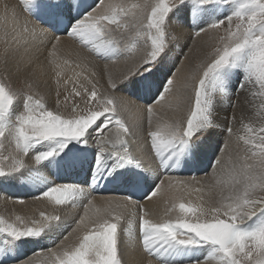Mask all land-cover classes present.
<instances>
[{"label":"snow or ice","instance_id":"6c2138e0","mask_svg":"<svg viewBox=\"0 0 264 264\" xmlns=\"http://www.w3.org/2000/svg\"><path fill=\"white\" fill-rule=\"evenodd\" d=\"M189 2L195 15L199 9L212 4L214 0H157L154 4H134L131 9L123 2L105 3V0H98L91 11L72 20L66 34L69 37H78L84 45H91V51L97 56L112 59L125 53L131 54L133 49L121 48L111 37L119 33L121 28L135 29L136 37L144 39L145 43L151 42L150 51L139 63H135L122 74L119 80L113 79L112 75L106 72L107 85L115 91L118 84L139 77L137 85L150 90V81L156 66L165 60L170 50L167 32L170 26L169 14L173 9ZM223 2H231L234 5L231 13L210 23L207 29L202 27L195 33L199 36L207 30L219 29L227 24L226 36L220 37L223 47H216L210 54V59L197 66L200 73L191 78L190 85H182L185 89L191 87L194 93V104L189 108L186 123L173 121L148 133L152 155L165 171L170 169L169 161L174 157L178 158L187 153L193 161L197 158L216 127L214 108L218 92L226 97L235 95V102L230 101L229 106L243 103L252 107L251 98L259 97V108L264 111V0ZM17 3L30 14L34 0H17ZM48 7L54 21L58 22L65 16L71 19L72 0H48ZM233 17L237 21L234 28ZM0 19L6 25L3 32L5 47L3 52H0V62L7 64L9 52L15 53L27 42L25 37L29 28L19 25L16 6L7 3ZM9 21L12 24L10 30L7 28ZM59 39L57 36L56 40ZM172 39H176V36L173 35ZM52 47L55 49L56 45L53 44ZM234 68H239L242 76L232 92L228 88V77L229 70ZM55 75L59 78L61 73L56 71ZM2 81L3 78H0V137L7 139L6 131L14 137V151L17 155L28 153L35 145L53 143L51 150L36 155L35 160L40 163L63 151L69 141L87 143L86 136L95 132L94 139L98 148L95 169H99L94 170L95 176L101 171V157L107 150L105 145L110 139V125L114 123L117 126V142L123 151H114L111 155L120 163L134 164L141 168L140 161L129 153L127 142L123 139V135L131 130L117 118L116 100L107 93L99 92L95 83H92L90 92L86 87L83 93L75 86L72 88L74 96L86 97L88 107L84 110L77 111L73 102L71 115L65 117L58 111L47 110L40 100H36L33 105V97L27 95L23 111L15 114L13 121V105L19 94ZM64 83L66 85L68 81ZM173 84L174 80L167 78L159 94L152 103L146 105L150 129L154 114L153 105L164 101ZM189 99L191 100V97ZM225 119L228 121L225 131L232 134V123L236 117L232 115ZM244 128L250 133L239 137L246 146L245 156L237 157L231 162V171H234L239 179L235 180L231 194L224 198L227 201L225 204L205 209L202 205L193 206L181 202L178 204L181 215L174 220H163L159 223L146 219V213L141 206L143 214L139 217V232L142 247L148 254L159 259L161 264H182L185 259L191 264H201V259L196 256L201 248L210 249L204 257L205 260H215L218 264H264V196H255L257 190L264 192V120L259 128L253 124H244ZM116 146L113 144V148ZM218 148L219 143L216 150ZM216 150L215 159L211 161L214 169L222 163V158L216 156ZM220 151L223 152V149ZM22 167L24 165L16 160L8 171L0 168V177H11ZM160 191L161 185L156 184L145 199L155 197ZM83 193L84 190L77 185L60 184L48 187L41 195L54 201L55 205H64L75 201ZM91 204L92 201L89 200L84 215L76 221V228L73 229V232L80 233L76 238L77 242L66 245L61 241L56 250H48L53 258L52 264H125L119 252V229L122 221L128 222L129 228L131 227V219L135 214L133 209L137 205L130 196H125L122 200L110 201L107 206L97 208L93 216H89L87 209ZM209 214L210 218H207ZM40 216L43 219L26 221L18 215L12 223L0 218V233L7 236V239L0 242L3 244L0 250L7 249L25 238L40 237L55 226L53 222L60 220L59 216L45 215L44 212H41ZM254 220L255 222L251 223ZM67 239L65 236L64 240ZM21 264H31V261H22Z\"/></svg>","mask_w":264,"mask_h":264},{"label":"bare ground","instance_id":"6f19581e","mask_svg":"<svg viewBox=\"0 0 264 264\" xmlns=\"http://www.w3.org/2000/svg\"><path fill=\"white\" fill-rule=\"evenodd\" d=\"M97 2L98 0H72V14L74 15L71 14V19L66 16L70 21V24L72 20L75 19L76 14H79L78 16L84 15L86 12L91 11V8L95 7ZM119 2L126 3L129 9H131V6L134 4H154L157 0H105V3ZM6 3L16 6L17 12L19 13V25L21 27L26 25L29 28V33L25 37L27 41L26 43L22 44L15 53L9 52L7 64L0 62V67L2 66L7 71L5 82L8 85L10 84L12 88H15L17 84L20 85V88L17 89L23 91L26 90L28 94L34 95V97H39L52 107H54V104L51 92L54 91L55 86L49 78L53 77V72H66V81L69 82V86H72L71 81L75 80L79 87H86L89 92L91 91L92 84H88V82L95 83L99 92L107 93L116 100V103H118L116 104L118 113L117 118L121 119L126 127L131 130L128 134L123 135V139L127 142L129 153L136 156L140 161L141 168L136 167L134 164L120 163L111 155L114 151H123L117 142V126L113 123L110 125L111 132L109 133V142L105 145L107 150L101 157V171L96 173L95 176L93 175L94 170L99 171V169H95L98 148L94 139L96 133L90 132L86 136L87 143L69 141L63 151L43 162L37 163L35 157L40 152L51 150V148L54 147V144L51 142L41 143L38 145V148H40L39 151L36 149L32 150L31 154H27L26 156L23 155L25 158L24 163L28 160L29 164H26H28L29 167L20 171L22 172V177L18 183L11 184L6 177L0 178L1 196H9L12 199L15 198L17 201L20 200L19 202H24L25 198L32 197L31 199L25 200L26 202L24 203H27V208L22 209V207L21 210L24 214H27V216L29 214L35 215L38 213H36V209L38 210V208H35V206L33 207L34 203H40L42 204L40 206L47 208L53 206L52 204L54 201L41 195L44 190L51 185L73 184L81 187L84 190V193L77 197L75 201L67 202L64 205L75 207L91 200L92 204L87 210L89 216H93L97 208L107 206L110 201L115 202L116 200H122L123 197L127 195L130 196L131 190L136 187V185L130 181H133V178L138 179L137 175H130V172L134 170L142 174L143 185L149 190L143 198L136 199L130 196L137 205V207L133 209L135 217H140V215L143 214L140 210L142 206L144 213H146L145 218L150 219L154 223H159L163 220H174L181 215L178 209L179 203H190L193 206L198 205V195L196 194L198 192L201 194L203 201L210 204L209 206H212V203L216 206H222L224 202H226V199L224 198L227 197L226 192H228L229 188L227 189V186L224 184L225 179L227 180V177L228 179L230 178L225 171L227 159L226 153H228L229 145L225 144L224 146L221 144L225 142V140H228V133L222 132V128L220 129L219 127L225 126V117L232 112L229 107V102L234 101L235 97H233V95L226 97L223 93L218 92L216 94L214 108L216 127L213 131L218 133V137L211 132L208 140L205 142V146L200 150L194 161L190 159L187 153L182 154L178 158L174 157L170 160L168 165L170 169L165 171L159 166L158 161L152 155L148 140V133L150 130H157L158 126L162 127L164 124L172 123L177 119V121H180V119L184 120L190 106L194 104V93L192 92L191 87L185 89L182 85L186 83L189 85L191 84V78L193 77V74H195L194 71L198 70L193 66L197 67L198 65L207 62L210 59V54L214 48L222 43L219 37V34H222V26L219 29L207 30L199 36L195 34L193 38L191 37L192 39L189 38L190 44L187 48V53H184L183 49L181 52L182 54H185L184 59H180L179 48L175 47V49L178 50V58H171L173 54L169 53L165 57V60L156 66L153 77L150 81L152 85L150 90L139 87L137 85L139 77H134L129 81L118 84L116 90L113 91L107 85L106 72L110 73L113 79L119 80L122 74L126 73L135 63H139L141 58L145 56V53L150 51L147 45L144 44L143 49H140L139 46H143V42H139V45H134L136 50L131 47L133 49L131 54L125 53V55H127L125 58L121 60L112 58L113 60H109L97 56L91 51L92 46H85L78 37H69L66 34L68 28L61 34L53 32L52 26L56 24L57 21H54L53 19L51 10L48 7V0H34L30 9V14L21 8L17 3V0H0V16L3 14L4 5ZM230 8L231 7L228 6L227 3H222L221 0H214L212 4L199 9L194 15L191 11L192 5L189 2L170 13V25L177 31L181 29H187L190 31V28H192L196 33L200 28L204 27L207 29L210 23L221 19L222 16L230 13ZM148 11H150V9H148ZM3 24H5V22L1 19L0 38L2 37V39H0V43L2 42V45H4L3 32L5 30ZM224 26H227V24ZM11 27L12 24L11 21H9L7 28L10 30ZM33 29H35V31H32ZM133 31H135V29L124 27L119 30V33L111 38L117 43L124 40V45H127L131 40ZM121 34L123 35L121 36ZM189 35L192 36L191 33ZM57 36L60 37L59 41L56 40ZM179 36L183 35L180 34ZM53 44L56 45L55 49L52 47ZM133 44L130 46H133ZM124 45L119 44L121 48H125ZM84 47L85 49H83ZM122 56L123 55H120V58ZM115 59L116 61H114ZM105 65H107V69H105ZM172 66H174V68H172ZM231 70L240 73L235 76L229 74L228 77V88L230 89L233 87L230 90L235 91V84L239 83L242 71L239 68ZM167 78H172L174 84L172 90L166 94L164 101L153 105L154 114L150 129L146 105L152 103V100L159 94V90L162 89ZM25 87L26 89H24ZM17 89L14 90L16 91ZM254 90L255 89H253V91ZM189 97H191V100ZM257 98L258 97H256V99ZM82 101H86V97H83ZM221 101L223 102L221 103ZM260 103L261 99L257 102L254 113H251L250 111L249 114H246L250 107H245V114L249 115L250 118H253L250 123L257 128H259L261 121L264 120V111L259 108ZM63 105L60 109L62 113H65ZM238 106L239 105L231 106L233 113ZM69 113L70 112H66V116L69 115ZM243 114L244 113H242V115ZM242 115H237L238 117L235 121L236 123H240L238 125L236 124L237 126L242 124V127L244 128L246 120L245 117L242 118ZM256 116L258 122H255ZM184 122L186 123V121ZM243 131L245 132L244 135H250L246 129L241 130L239 134L243 135ZM236 138H239V136ZM218 143L220 148L216 150ZM113 144H116L117 146L113 148ZM242 146H244V148L246 147L244 144H242ZM12 148L13 146L8 147L9 152ZM221 148L223 149V152L220 151ZM215 150L216 156L222 158V163L214 169L211 161L215 159ZM173 165H175L174 168ZM114 167H118L121 173L124 171L125 173L123 174L127 175L123 176V174L114 173L115 175L113 177L112 170ZM221 169L224 170L222 171ZM126 177L129 181L121 179ZM117 178L120 179L118 181L119 187L113 186L112 183L114 179ZM178 181H183L184 183H177ZM104 183L108 184L107 191H103V187L105 186ZM156 184L161 185L160 193L151 199H145ZM196 184L197 189L195 190L194 185ZM225 186L227 191H225ZM228 187H230V185H228ZM95 188L96 190H94ZM175 197H178V199ZM19 204L21 203H18V206L21 207ZM86 204L88 205V202ZM202 206L206 207L207 205ZM41 211L45 212L46 210L42 209ZM84 212L85 208L77 211V220L84 215ZM37 218V216H34L31 220H37ZM24 219L26 221H31L29 220L30 218ZM254 222L255 220L251 223ZM123 225L125 229L121 237H119L118 243L120 255L123 257L125 264H161L159 259L148 254L142 247L139 232V219L135 220V218L132 217L130 228L126 221ZM120 232L122 233V231ZM68 238L70 239V237ZM72 238L74 239L71 242L68 241L70 243H68L69 245L77 242V237L75 238L73 236ZM5 239H7L6 234L0 235V242ZM50 241H52V238L24 243L17 241L7 249L0 250V264H7L10 262H14L13 264H15L27 254L49 244ZM0 247H3L2 243H0ZM208 251H210L208 248H201L197 251L196 256L201 259V264H218L215 260L204 259V257L207 256ZM26 261H31V264L35 263V259ZM182 264H191V262L185 259L182 261Z\"/></svg>","mask_w":264,"mask_h":264},{"label":"rangeland","instance_id":"374dc122","mask_svg":"<svg viewBox=\"0 0 264 264\" xmlns=\"http://www.w3.org/2000/svg\"><path fill=\"white\" fill-rule=\"evenodd\" d=\"M222 1V3H224L223 2V0H221ZM226 4V3H225ZM228 4V6H230L231 8L229 9V11H230V13H231V11L233 10V8H234V5L233 6H231L232 4H231V2H229V3H227ZM181 7V6H180ZM173 10H175V9H173ZM173 10L171 11V12H173ZM75 11V10H74ZM170 12V13H171ZM230 13H228V14H230ZM228 14H226V15H228ZM79 14H76L75 15V18H77V17H79L78 16ZM170 15V14H169ZM226 15H224V16H226ZM224 16H222V17H224ZM1 20V19H0ZM2 22V21H1ZM237 23V21H236V19H235V17H233V21H232V24H233V28L235 27V24ZM170 24H171V21H170ZM5 27H6V25L5 24H3ZM70 26H68V28H69ZM227 26H222V28H221V31H222V34L220 33L219 34V37H221V36H226V32H225V28H226ZM39 28V27H38ZM224 28V29H223ZM186 31H188L187 29H181V30H176V29H174L173 27H171V25L169 26V28L167 29V32H168V43H169V45H170V50H169V52H168V54L170 53V54H173V56H171V58H178L177 56H178V54H177V52H178V50L177 49H175V47L176 48H179V52H180V59H184L185 58V54H182L181 52H182V49L184 50V53H187V48H188V46H189V38L190 39H192L193 38V36H195V30L194 29H192V28H190V31H188V32H186ZM193 32V33H192ZM192 34V36H190L189 34ZM180 34H182L183 36H179ZM185 34V35H184ZM173 35H175L176 36V39H172V36ZM192 37V38H191ZM136 38V39H135ZM0 39H2V37L0 38ZM134 39V40H133ZM185 40V41H184ZM142 43L143 42V46H139L140 47V49H143V47H144V44L145 45H147L148 47H149V50H150V41H148L147 43H145L144 42V39H142V38H139V37H136L135 36V31H133V33H132V37H131V40H130V42L127 44V45H124V40H121V41H119L118 43L120 44V45H124L125 46V48H127V47H133V49H135L136 50V48L134 47V45H139L140 43ZM2 43V42H1ZM0 43V44H1ZM134 43V44H133ZM136 43V44H135ZM133 44V46H130V45H132ZM85 46H87V45H85ZM219 47H221L222 46V43H220L219 45H218ZM217 46V47H218ZM4 47H5V44L4 45H0V51H2L3 52V49H4ZM13 47H14V45H13ZM183 47V48H182ZM223 47V46H222ZM216 48V47H215ZM214 48V49H215ZM83 49H85V47L83 48ZM137 50H139V49H137ZM214 51V50H213ZM213 51H212V53H213ZM145 55H146V53H145ZM127 55H125V54H123V56L120 58V56L119 57H117L116 59H123V58H125ZM116 59L114 60V61H116ZM109 60H113V59H109ZM109 60H107V61H109ZM208 60V59H207ZM103 61H105V60H103ZM56 62H59V61H56ZM166 64H167V62H166ZM194 68H196V69H198L199 71H200V69L199 68H197V67H195V66H193ZM172 68H174V66H172ZM198 70H195L194 72H195V74H193V76H198L199 75V71ZM230 72H229V74H232L233 76H235V75H237V74H240V73H236V71H233V70H229ZM7 73V71L1 66L0 67V78H3V81L2 82H4L5 84H7L6 82H5V80H6V74ZM52 75H53V77L51 78H49L52 82H53V84H54V86H55V89H54V91L53 92H51L52 93V97H53V104H54V107H52L51 105H49V104H47L45 101H43V100H41L39 97H34V95H31V94H28L27 92H26V90H19V89H17V88H20V85H18L17 84V86L15 87V88H13V89H17L16 91L18 92V98H17V100L14 102V105H13V116H12V120L14 121L15 120V114H17V113H19L20 111H23V103H24V99H25V97L27 96V95H31L32 97H33V101H32V103H33V105L35 104V101L36 100H40L41 101V103H43L44 105H45V108L47 109V110H53V111H58L59 113H61V114H63L65 117H67V116H69V115H71V113H72V107H73V102H75V105L77 106V111H81V110H84V109H86V107H88V104H87V102L86 101H82V98H83V96L82 97H76V96H74V94L72 93V88L75 86L78 90H80L82 93H83V90H84V88H81V87H79L78 86V84H77V82L75 81V80H73V81H71V83H72V86H69V82L65 85V81H66V72L65 73H61V75H60V77L59 78H57L56 77V75H55V72H53L52 73ZM189 81V80H188ZM92 84L91 82H88V84ZM8 85V84H7ZM10 85V84H9ZM85 85H87V84H85ZM238 85V83H236L235 84V88L234 89H236V86ZM11 86V85H10ZM233 88V87H232ZM232 88H230V89H232ZM24 89H26V87L24 88ZM255 91V90H254ZM232 92H234V90L232 91ZM243 94L241 95V98H243ZM233 97H235V95H233ZM255 98V99H254ZM254 98H251L252 99V101H253V104H252V107H250V108H248V111L246 112V114H249V112L251 111V113H254V109H255V107H256V104H257V102L260 100V98L258 97L257 99H256V97H254ZM235 100H236V97H235V99H234V101H233V103L235 102ZM59 101V103H57ZM223 101H221V103H222ZM71 103V104H70ZM64 104V105H63ZM116 104H118V103H116ZM242 104L243 103H241V104H239V106H238V108H236L235 110H234V113H233V109H232V107L231 106H229L230 107V109H231V111L232 112H230L229 113V115H227V117H230V116H232V115H235V117H236V119H237V117L238 116H241L242 115V113H244L243 115H242V118H244L245 117V120H246V123L245 124H249L250 122H252V120H253V118H250L249 117V115H246L245 114V107H249L248 105H245V104H243V106H242ZM63 105V107H64V109H65V113H62V111H61V106ZM241 106V107H240ZM254 107V108H253ZM241 108V109H240ZM66 112H70L69 113V115H67L66 116ZM187 113V112H186ZM186 113H184V114H186ZM241 115H240V114ZM187 114H189V110H188V113ZM187 114L185 115V117H184V120L183 119H180V121H186V116H187ZM238 115V116H237ZM253 117V116H252ZM235 119V120H236ZM178 120V119H177ZM176 120V121H177ZM258 122V120H257V116H256V118H255V122ZM235 122V123H234ZM233 123H232V128H233V132H232V134L231 135H229L228 134V140H225V142H223L221 145H224L225 146V144L226 145H229V147H228V153H226V157H227V159H226V169H225V171L228 173L227 174V176H229L230 178L228 179V177H227V180L225 179V184L224 185H226L227 186V189H228V192H226V195H227V197L231 194V189H232V186H233V183L235 182V179H239L238 178V175L233 171H231V162L232 161H235L236 159H237V157H241V158H243L244 156H245V152H244V146H242V141L239 139V138H236L237 136H242V135H240L239 133H240V131L241 130H243V129H245V128H243L242 126V124L240 125V126H237L238 124H240V123H236V121H234ZM254 122V123H255ZM237 124V125H236ZM250 124H252V123H250ZM228 127V121H227V119H226V121H225V126L224 127H219L221 130H222V132H225V133H227L226 131H225V129ZM236 127V128H235ZM238 127V128H237ZM218 128V129H219ZM240 128V129H239ZM214 132V133H213ZM244 131H243V135H244ZM212 134H214L216 137H218V133L216 132V131H212ZM235 136V137H234ZM6 137H7V139H5V138H3V137H0V168H3L5 171H8L9 170V167L10 166H12L15 162H16V160H19L23 165H24V167H22L20 170H19V172H17V173H15L13 176H11V177H6V179L7 180H9L10 181V183L11 184H15V183H18L19 182V180H20V178L22 177V172H20L22 169H27L28 167H29V162H28V160H26L25 161V163H24V160H25V158H24V156H26L27 154H31L32 153V150H40V148H38V145H35L34 146V149L33 148H31V149H29V152L28 153H20V154H18V156H16L17 155V153H16V151H14V149H15V140H14V137L13 136H10V135H8V133H7V131H6ZM234 137V138H233ZM220 139H221V137H220ZM227 139V138H226ZM46 143V142H45ZM235 143V144H234ZM238 144H241V145H238ZM9 146H13V148L10 150V152H9V150H8V147ZM238 146H240V147H238ZM237 149V150H236ZM22 154V155H21ZM237 154V155H236ZM24 155V156H23ZM249 156L251 155L250 153L248 154ZM5 157H7V159H5ZM22 159H23V161H22ZM243 162V161H242ZM26 163H28V164H26ZM228 165V166H227ZM230 168V169H229ZM20 173V174H19ZM19 174V175H18ZM235 177H234V176ZM16 177H18V178H16ZM1 178V177H0ZM231 179V180H230ZM234 182H233V181ZM229 182V183H228ZM232 184H231V183ZM228 185H230V187H228ZM51 186H53V185H51ZM51 186H49V187H51ZM226 186L224 187L225 188V191H227L226 190ZM194 187H195V190L197 189V184L196 185H194ZM243 188V187H242ZM241 188V191H243V189ZM230 190V191H229ZM230 192V193H229ZM228 193V194H227ZM197 195H198V205H207L206 207H204L205 209H209V208H211V207H219V206H216L214 203H212V206H209L210 204H208V203H205L204 201H203V199H202V196H201V194L198 192V193H196ZM255 196H264V192H260L259 190H257L256 191V193H255ZM36 197H37V195H36ZM32 197H30V198H25L24 199V202H26L25 200H27V199H31ZM36 199V198H35ZM20 201V200H19ZM19 201H17V200H15V198H10L9 196H1L0 195V218H2V219H4V220H6L7 222H9V223H12V221H14L15 220V216H21V217H24V218H30L29 220H31V218H33L34 216H37L38 218H37V220H40V219H43V218H41V216H40V213L42 212L41 210L43 209V210H46L44 213H45V215H57V216H59L60 217V220L59 221H56V222H53V224L55 225L50 231H47V232H45L44 234H42L40 237H29V238H25V239H23V240H21V241H19L20 243H24V242H32V241H35V240H43V239H48V238H52V241H50L49 242V244H47V245H44V246H42L41 248H39V249H36L35 251H33V252H31L30 254H27L23 259H21L20 261H17L15 264H21V262L22 261H26V260H32V259H35V263L34 264H52V259L53 258H51L50 257V255H49V249H53V250H56L57 249V245H59L60 243H61V241H64V243L66 244V245H69L70 243L69 242H71L74 238H72L73 236L76 238L80 233H72L73 232V229L74 228H76V221H78L77 220V218H78V214H77V211L78 210H83L84 208H85V206L87 205L86 203L88 202H84V203H82V204H80L79 206H75V207H69V206H66V205H55V203H53L52 205V207H50V208H47V207H43V206H40V205H42V204H40V203H34V205H33V207L35 206V208H38V210L36 209V213L39 215H37V214H35V215H28L27 216V214H24L23 213V211L21 210V208L22 209H24V208H27V203H24V202H19ZM203 202H204V204H203ZM227 202V201H226ZM226 202H224V204L226 203ZM18 203H21V204H19V205H21V207L20 206H18ZM24 205H23V204ZM38 205V206H37ZM215 205V206H214ZM20 207V208H19ZM34 208V209H35ZM41 209V210H40ZM50 213H48V212ZM69 212V213H68ZM73 212V213H72ZM92 213H93V211H92ZM137 216V215H136ZM77 217V218H76ZM133 218H135V220H138L139 219V216H137V217H135V215L133 216ZM137 218V219H136ZM207 218H210V214H209V217H207ZM202 219H204L203 217H202ZM36 220V219H35ZM74 221V222H73ZM125 223V221H122L121 222V227H120V229H119V237H121V235L123 234V231H124V224ZM29 226H31V225H29ZM90 227H91V225H89ZM120 231H122V233L120 232ZM121 233V234H120ZM3 233H0V235H2ZM48 235H50V236H48ZM56 235V236H55ZM76 235V236H75ZM55 236V237H54ZM65 236H67V237H70V239L68 238L67 240H64V238H65ZM69 241V242H68ZM69 243V244H68ZM48 246V247H47ZM120 252V251H119ZM14 262H10V263H7V264H13Z\"/></svg>","mask_w":264,"mask_h":264}]
</instances>
